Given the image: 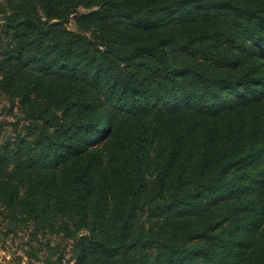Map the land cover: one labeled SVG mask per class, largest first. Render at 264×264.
Wrapping results in <instances>:
<instances>
[{"label": "trees", "instance_id": "16d2710c", "mask_svg": "<svg viewBox=\"0 0 264 264\" xmlns=\"http://www.w3.org/2000/svg\"><path fill=\"white\" fill-rule=\"evenodd\" d=\"M0 210L44 264H264V0H3Z\"/></svg>", "mask_w": 264, "mask_h": 264}, {"label": "rangeland", "instance_id": "374dc122", "mask_svg": "<svg viewBox=\"0 0 264 264\" xmlns=\"http://www.w3.org/2000/svg\"><path fill=\"white\" fill-rule=\"evenodd\" d=\"M9 107L7 97L0 94V142L13 135L12 123L18 124V131L23 125L17 110L9 112ZM61 257L69 259L70 242L61 237L36 233L29 224H10L0 210V264H44Z\"/></svg>", "mask_w": 264, "mask_h": 264}]
</instances>
